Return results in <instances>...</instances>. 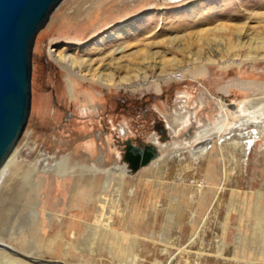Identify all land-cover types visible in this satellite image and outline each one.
Returning a JSON list of instances; mask_svg holds the SVG:
<instances>
[{
  "label": "rangeland",
  "instance_id": "rangeland-1",
  "mask_svg": "<svg viewBox=\"0 0 264 264\" xmlns=\"http://www.w3.org/2000/svg\"><path fill=\"white\" fill-rule=\"evenodd\" d=\"M262 42L264 0H65L35 41L31 115L17 147L25 149L0 188V237L31 230L43 211V261L18 258L26 264H264V129L217 135L209 101L240 103L223 84L264 85V61L245 62L264 58V49L248 53ZM50 53L93 62L113 80L71 77ZM166 75L178 79L157 80ZM249 97L258 102L264 91ZM128 140L165 148L152 169L133 174L122 159ZM86 162L109 180L107 204L95 200L88 212L80 186L98 187L100 177L81 174ZM71 230L80 234L75 247L59 240ZM4 253L0 264H10Z\"/></svg>",
  "mask_w": 264,
  "mask_h": 264
},
{
  "label": "bare ground",
  "instance_id": "bare-ground-1",
  "mask_svg": "<svg viewBox=\"0 0 264 264\" xmlns=\"http://www.w3.org/2000/svg\"><path fill=\"white\" fill-rule=\"evenodd\" d=\"M231 47H233V46L231 45ZM229 49H230V47H229ZM248 49H249V51H248L249 54H251L254 51L264 49V42H262L261 46L257 45L256 47H254L252 45V43H250V44H248ZM224 54L230 55V53L227 51ZM50 55H52L54 57L53 53H50ZM223 56H225V55H223ZM54 58L61 66H64L67 69V72L69 73V75L71 77H76L83 82H89L91 84L94 83V84H98L101 86H105V87L107 86L108 87L110 82L113 80L112 76H110L109 74L106 75L104 72H102L101 67L94 68L93 62L89 63V61H87V60H81L80 61L78 58H74L71 55H66L63 53L56 55ZM221 59H222V61L220 63L221 69H227L228 67L224 66V63H225L224 57H222ZM251 61L255 62V65L257 66L258 64L261 63L260 61H264V58H259V56H258V57H248L245 59V62H251ZM209 63H211V62L209 61ZM242 63H244V62H242ZM242 63H239V66H241ZM210 66H212V65H210ZM201 71H202V69L199 70L198 74L201 75L204 79H206V77H207L206 71L205 72H201ZM172 75H166L163 78H159L157 80L162 81V80H168L171 78L178 79V76H176V75L172 76ZM209 76H210V74H209ZM206 84H208V82H206ZM88 85H90V84H88ZM70 86H71L70 87L71 92H72V94H74L75 89L71 84H70ZM233 88H238L240 90L239 91H236V90L232 91L231 89H233ZM221 91L224 92V94L228 95V96L233 92L234 96L237 99L241 98V100H240V103L238 101H236V103H234V102L232 103L225 98H214L213 96L211 97V100H209V101H213V106H214L213 111L217 112L216 117L218 118L216 120L217 121L216 127L214 129L217 132V135L223 136L224 134H239V136H242V135L253 133L254 132L253 130H255V129H261V130L264 129V121H263L264 118L260 119V118L255 116L256 109H258V111H264V98L260 99V101H258V102L249 100V98H250L249 93L257 92V91H264V85H262L260 83H258V84L257 83H248L246 81L245 82H239V83L233 82L232 85H228V86L223 84L221 86ZM237 102H238V104H237ZM244 114L248 115L246 120H242L244 118L243 117ZM180 117H181L180 115L175 116V119L173 118L174 119L173 122H170L168 124L171 131H174L175 127L177 128V126H180V124H179L181 121ZM207 120L208 119H205L204 123L200 127L201 130L205 134H206V132L211 130L208 128V124L206 123ZM193 129L194 128H192L190 130V132H192ZM158 145L161 146L162 148H165L164 145L157 144L156 147L158 148V150L160 148ZM204 146H205V144H202V148ZM235 146L238 147V145H236V144H235ZM24 149H25L24 146H23V148H17L15 150V152L12 154V156L10 157V159L8 160V162L5 164V166L0 170V188L2 186H4L8 174L17 169V167L20 163V158L23 154ZM200 149H201V143L195 144V146L190 150V152L199 151ZM211 151L212 150H210V149H206V150H203L200 153H198V155H200V154H202V155L196 160V162L201 161V159L205 158ZM45 154H47V153H45ZM122 159H123V156H122ZM100 160H102V158ZM155 160H153V161H155ZM151 163H149L148 165H150ZM89 165L90 164H87V162H86L84 164L77 165V167H78V169H80L81 174L84 175L85 177H88V176L91 177V175H94L95 177L96 176L100 177V182H99V186L96 187L94 185L95 180H93V179L92 180H86V181H83L82 185L80 186L81 188H83L82 201H83V206L86 208V212H88L91 209L95 200H97L99 203H102L105 205V204H107V200L109 197V190H108L109 180L106 177L107 171H105V170L104 171H95L93 166L92 165L89 166ZM154 165H157V164H154ZM88 166L90 167V169ZM153 167L154 166L150 165V166H148L147 169L150 170ZM58 175L62 176L61 172H58ZM224 175L227 178V171L225 172ZM77 179L78 178L76 177L75 178V184H74V187L72 190L73 194L71 196V200H72L74 193L77 192L76 189L79 186V182H78L79 180H77ZM97 188H98V192H97L98 194L95 195L96 192H94V191ZM135 192H136L135 189H132L130 194L132 196H134ZM38 211H41V210L40 209L35 210L34 214H36V212H38ZM51 217L52 216L50 213L49 214L50 220H52ZM72 217H73V215H72ZM43 220H44V212L41 211L40 219H38L36 222H34V227L31 230L26 231V232L21 231L19 233H22V232L23 233L19 234V235H15V233H12V231H11L7 237H0V257H5L6 254L4 252L6 251V252L10 253L11 255H13V257H15V258H13V257L9 256V261L11 262L10 264H26L24 262H21L18 258H21L25 261L32 260V262L43 261V260H41V259H43L42 258L43 253H42V248H41V240H42V235H43V233H41V232L43 231V223H44ZM59 220L61 221V223L63 222V219H59ZM73 221H74L73 222L74 225H76V226L81 225L83 227H88V224H85L83 220L75 219ZM3 232H5V231H3ZM196 235H197V233H196ZM125 239H127V237H125ZM59 240H67V243L69 246L75 247L78 245V241L80 240V234H78L76 231L72 232V230H71V233H69V235L66 234V236H61L59 238ZM14 243L18 244L19 247H15ZM34 246H36L37 248L34 249ZM22 248H24V249H22ZM2 251H4V252H2ZM35 255H37V256H35ZM35 259H37V260H35ZM44 264H50V263H44ZM53 264H56V263H53ZM60 264H65V263H60Z\"/></svg>",
  "mask_w": 264,
  "mask_h": 264
},
{
  "label": "water",
  "instance_id": "water-1",
  "mask_svg": "<svg viewBox=\"0 0 264 264\" xmlns=\"http://www.w3.org/2000/svg\"><path fill=\"white\" fill-rule=\"evenodd\" d=\"M64 1L0 0V170L17 149L30 120L37 35ZM161 134L162 142L168 140L165 128ZM158 156L154 144L135 146L128 140L123 162L134 174Z\"/></svg>",
  "mask_w": 264,
  "mask_h": 264
},
{
  "label": "flooded vegetation",
  "instance_id": "flooded-vegetation-1",
  "mask_svg": "<svg viewBox=\"0 0 264 264\" xmlns=\"http://www.w3.org/2000/svg\"><path fill=\"white\" fill-rule=\"evenodd\" d=\"M156 128H157V130H159V132L161 134L163 126L160 123H157ZM123 133L126 134V130L125 131L123 130ZM161 138H163V135H162ZM125 143H126V141L123 143L124 145H123V148H122L123 149L122 156L124 155ZM132 144L135 145L133 142H132ZM141 144H145V143L144 142H140L138 145H141ZM138 145H135V146H138Z\"/></svg>",
  "mask_w": 264,
  "mask_h": 264
},
{
  "label": "clouds",
  "instance_id": "clouds-1",
  "mask_svg": "<svg viewBox=\"0 0 264 264\" xmlns=\"http://www.w3.org/2000/svg\"><path fill=\"white\" fill-rule=\"evenodd\" d=\"M142 151V150H141Z\"/></svg>",
  "mask_w": 264,
  "mask_h": 264
}]
</instances>
